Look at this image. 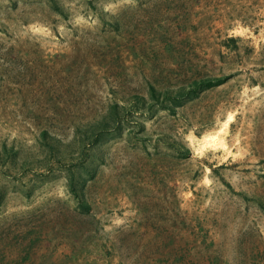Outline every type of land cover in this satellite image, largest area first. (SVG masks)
<instances>
[{"label": "rangeland", "instance_id": "374dc122", "mask_svg": "<svg viewBox=\"0 0 264 264\" xmlns=\"http://www.w3.org/2000/svg\"><path fill=\"white\" fill-rule=\"evenodd\" d=\"M0 264H264V0H0Z\"/></svg>", "mask_w": 264, "mask_h": 264}]
</instances>
